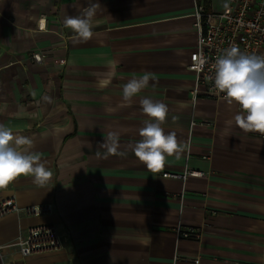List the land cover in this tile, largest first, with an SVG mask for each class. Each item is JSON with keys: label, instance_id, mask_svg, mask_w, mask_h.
I'll use <instances>...</instances> for the list:
<instances>
[{"label": "crops", "instance_id": "1", "mask_svg": "<svg viewBox=\"0 0 264 264\" xmlns=\"http://www.w3.org/2000/svg\"><path fill=\"white\" fill-rule=\"evenodd\" d=\"M227 1L98 0L83 42L63 19L86 0H0V123L31 138L52 172L44 186L18 177L0 201L53 205L40 216H0V264H264V136L235 125L237 104L191 93L195 5L220 12ZM146 72L149 87L121 106L123 86ZM143 96L168 105L162 127L185 148L156 173L131 151L148 118ZM109 131L127 156L95 154ZM187 167L205 175L163 176ZM179 219L201 227V239L177 238ZM45 223L62 249L22 257L10 245Z\"/></svg>", "mask_w": 264, "mask_h": 264}, {"label": "clouds", "instance_id": "2", "mask_svg": "<svg viewBox=\"0 0 264 264\" xmlns=\"http://www.w3.org/2000/svg\"><path fill=\"white\" fill-rule=\"evenodd\" d=\"M96 0H86V4L77 9L76 15L66 14L63 24L71 29L76 39L87 42L94 35V19L101 11ZM40 30H44L46 21L41 17L37 21ZM206 59L198 61L197 68L202 69ZM214 87L222 93L229 104H237L240 111L233 117L236 126L245 132H258L264 135V55L241 51L237 46L225 48L214 63ZM151 73L131 78L122 89L121 106L130 104L143 90L149 87ZM51 103L50 98H45ZM142 112L148 117L139 130V139L131 145V151L146 168L159 172L167 158H179L185 151L184 145L177 140L174 132L166 133L162 125L169 115V107L151 96L140 99ZM176 119L175 116L172 117ZM31 138L16 135L4 123H0V189H6L20 176H31L38 186L48 183L52 172L41 161L40 155L33 150ZM104 157L127 156L120 150V134L109 131L103 143L98 145L96 155Z\"/></svg>", "mask_w": 264, "mask_h": 264}, {"label": "built area", "instance_id": "3", "mask_svg": "<svg viewBox=\"0 0 264 264\" xmlns=\"http://www.w3.org/2000/svg\"><path fill=\"white\" fill-rule=\"evenodd\" d=\"M193 16L197 43L188 63L189 70L195 74L191 90L192 97L196 99L200 93H204L211 98L224 99L223 94L214 87L215 60L225 48L233 45L244 52L264 55V0H228L220 12L209 11L204 4L197 2ZM31 57L36 62H41L43 54L34 52ZM201 58L206 59L207 63L202 69H198L197 64ZM204 175V171L188 167L179 173H163L164 177L180 179L183 182L189 176ZM183 196L184 193H182ZM52 211L53 205L48 203L20 206L14 196L0 201V216L10 212L18 215L40 216ZM182 212L183 206L180 208V216ZM173 232L177 238L199 240L202 237L201 227L186 226L181 219ZM10 245L17 246L21 256L27 257L60 250L64 244L56 225L45 223L30 227ZM195 262L199 263V259Z\"/></svg>", "mask_w": 264, "mask_h": 264}]
</instances>
